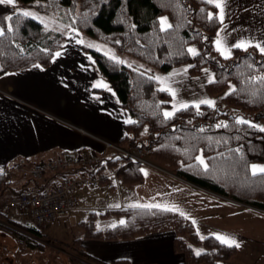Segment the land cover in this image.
<instances>
[{"label": "trees", "instance_id": "16d2710c", "mask_svg": "<svg viewBox=\"0 0 264 264\" xmlns=\"http://www.w3.org/2000/svg\"><path fill=\"white\" fill-rule=\"evenodd\" d=\"M45 13L56 14L65 27L73 28L97 40L112 43L121 40V48L135 58L162 70L193 62L192 72L206 66L214 67L216 80L208 85L212 94L224 92L230 83L234 89L224 100L232 106L264 121V54L255 48H236L233 56L224 58L214 44L220 29L219 11L207 0H108L90 14H78L80 0H17ZM16 5L0 3V75L28 68L34 64L49 66L55 53L66 40L64 30L48 28L40 20L25 17ZM212 14L209 18V14ZM167 14L171 27L163 28L160 17ZM11 18V19H9ZM197 44L200 51L192 56L189 47ZM105 77L117 92L122 105L133 116L126 126L128 134L123 146L141 147L150 159L179 177L214 193L264 209V173L253 175L251 165L264 162V130L246 121L240 123L229 111L202 104L164 115L171 95L160 89L158 81L145 72L129 67L119 60L86 46ZM148 129L144 139L142 133ZM208 164L207 171L196 157ZM127 165L119 167L120 161ZM141 163L122 155L102 157L91 172L104 175L109 168H118L117 175L129 186L144 182ZM61 179L56 172L44 178H30L23 186H15L7 174L0 173V201L6 194L17 196L29 191L45 192ZM31 184V185H30ZM125 217L123 223L98 228V215L92 212L83 221L84 238L96 240L134 239L149 233L176 231L174 250L184 256L183 264H218L237 253L216 237L203 239L191 221L173 211L158 208H124L108 210L102 216ZM12 223H16L12 219ZM3 224V223H2ZM0 223V228L3 227ZM4 225V224H3ZM38 236L36 227H29ZM194 244H204L205 251L196 255L185 237ZM30 248L44 249L41 241L22 236ZM71 248L82 257L92 259L82 238ZM113 264H130L118 260Z\"/></svg>", "mask_w": 264, "mask_h": 264}, {"label": "crops", "instance_id": "0c3cea01", "mask_svg": "<svg viewBox=\"0 0 264 264\" xmlns=\"http://www.w3.org/2000/svg\"><path fill=\"white\" fill-rule=\"evenodd\" d=\"M219 2L224 5V20L214 44L220 55L232 57L236 48H255L261 52L264 0ZM11 4L18 2L13 0ZM0 30L3 31L1 24ZM65 33L64 45L57 51L60 56L54 55L49 66L34 64L0 75V173L7 174L15 186H23L27 181L21 173H15V164L20 159L25 158L33 165L82 151L112 156L115 151L106 143L119 145L128 134L126 126L134 120L94 56L85 49L93 45L91 36L69 27ZM241 41L245 47L233 46ZM225 110L238 120L264 129V121L251 114L240 110L234 113L230 107ZM147 159L149 163L141 165L144 182L134 186L124 184L117 175L119 167L127 165L122 160L118 168L108 172L106 183L74 192L77 203L71 212L90 211L89 216L95 212L98 228L105 229L125 221L123 216H102L108 210L176 205L187 220L192 224L195 221L193 226L200 237L219 234L240 244L235 256L218 264H264V209L214 193L153 162L150 156ZM253 165L264 167V162L252 163L251 172ZM10 173L16 177V183L9 178ZM175 237L176 231L168 229L129 240L83 237L82 241L92 257L90 260L100 264L118 260L130 264H183L184 256L174 250ZM185 240L195 252L206 249L204 244H194L188 236Z\"/></svg>", "mask_w": 264, "mask_h": 264}, {"label": "rangeland", "instance_id": "374dc122", "mask_svg": "<svg viewBox=\"0 0 264 264\" xmlns=\"http://www.w3.org/2000/svg\"><path fill=\"white\" fill-rule=\"evenodd\" d=\"M106 1L108 0H80L77 12L80 15L93 13L102 2ZM15 8L21 12H31L33 14L31 17L40 20L48 28L64 31L66 29L63 21L56 14H45L23 2H18ZM160 22L163 28H169L168 24L172 25L167 14L160 17ZM91 38L93 46L101 50V52L119 61H123V64L129 67L139 69L153 76L158 81L160 89L171 95L170 105L164 109V114L166 112L174 114L176 111L191 105L200 106L202 105L200 103L202 100L214 101V104L211 106L216 108L225 110L226 107H230L234 113L239 110L242 111L241 108L229 105L224 100L225 95L234 89L233 83H230L224 92L212 94L209 91L208 85L216 80V73L214 67L211 65L202 67L197 73H193L191 70L194 65L193 62L178 65L169 71H165L135 58L129 52L122 49L120 39L112 43H106L93 37ZM189 49L195 50V54L191 52L192 56H195L200 51L197 44L190 45ZM218 104H224L226 107H218ZM147 135L148 129H145L142 133V138L145 139ZM144 155L145 157L150 156L149 153L146 154L145 150ZM34 165L28 163L27 168L21 170L15 167V173H21L20 175L23 176V179L29 180L34 177L31 172ZM52 173L54 172L49 170L44 176L51 175ZM8 176L15 183L17 182L16 177L12 176L11 173ZM44 176L41 178H44ZM9 196L12 195L6 194L1 199ZM89 213L90 211L70 212L43 226L36 225L29 211L26 210L14 209L9 212V215L0 214V223L4 224L0 228V264H100L82 257L71 248L76 239L84 237L85 230L81 226V223L88 220ZM11 219L16 223L10 222ZM29 227H36L41 232V235L38 236L36 233L28 231ZM22 236H29L35 242L41 241L45 244V248L28 247L24 243Z\"/></svg>", "mask_w": 264, "mask_h": 264}, {"label": "built area", "instance_id": "2783aa9c", "mask_svg": "<svg viewBox=\"0 0 264 264\" xmlns=\"http://www.w3.org/2000/svg\"><path fill=\"white\" fill-rule=\"evenodd\" d=\"M106 146L112 148L115 154L133 162L149 163L144 150L140 147H124L110 142H107ZM101 158V155L82 151L62 155L55 160L35 163L31 169L34 177L41 178L50 170L54 173L60 172L61 179L55 181L45 192L29 191L2 199L0 214L8 215L14 209L26 210L29 211L36 225L43 226L70 213L76 208L77 203L74 192L78 189L96 188L105 177L89 170L96 167ZM27 166L28 161L25 158L15 164L18 170L26 169ZM112 171L113 168L108 169V172Z\"/></svg>", "mask_w": 264, "mask_h": 264}, {"label": "snow or ice", "instance_id": "6c2138e0", "mask_svg": "<svg viewBox=\"0 0 264 264\" xmlns=\"http://www.w3.org/2000/svg\"><path fill=\"white\" fill-rule=\"evenodd\" d=\"M13 2V0H0V3H9L11 4ZM208 3H214V6L219 9V19L221 21V23H223V20H224V5L219 2V0H207ZM23 16L25 17H29V16H32L33 14L29 11H24L22 13ZM212 14L210 13L209 14V18H211ZM11 19V18H9ZM163 23V21H162ZM168 27H171V25H168ZM0 35H3V31L0 30ZM217 43L219 44L220 41L218 40ZM89 47H93V45H88ZM234 47H245V42L244 41H241L240 43L238 44H235L233 45ZM256 47L260 48V45H256ZM261 52L264 53V48H260ZM190 52H192L193 54H195V50L194 49H189ZM57 57L60 56V53L57 52L55 54ZM121 63H123V61H120ZM264 79V78H262ZM201 104H208V105H213L214 104V101H211V100H202L200 101ZM184 107H186V105H184ZM196 107L198 108L199 105H196ZM166 117H171L173 115V113H170V112H166L164 114ZM240 123H246V121H244L243 119H241L239 121ZM261 130H264V129H261ZM197 161L199 162L200 165L203 166L204 170L207 171L208 169V164L205 162V160L202 158V157H196ZM252 172H253V175H255L257 172H260V173H264V167H257L255 165L252 166ZM146 174V173H145ZM146 207H150V208H158V209H163L165 211H174V212H177L179 215L181 216H184L185 218L186 215L184 213V211L180 210L176 205H172V206H167V205H160V204H152V205H147ZM123 223V222H122ZM193 224H195V221L193 220ZM201 239H203V237H201ZM216 239H218L221 243H224L226 244L227 246L229 247H232V246H235V247H240V244L235 240V239H232L230 237H226V236H223V235H219L217 234L216 235ZM196 255H200V251H196Z\"/></svg>", "mask_w": 264, "mask_h": 264}]
</instances>
